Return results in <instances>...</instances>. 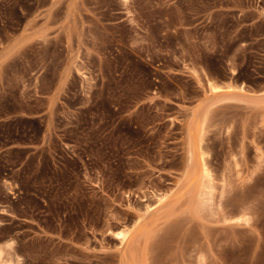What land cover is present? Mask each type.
Instances as JSON below:
<instances>
[{
	"label": "rangeland",
	"instance_id": "rangeland-1",
	"mask_svg": "<svg viewBox=\"0 0 264 264\" xmlns=\"http://www.w3.org/2000/svg\"><path fill=\"white\" fill-rule=\"evenodd\" d=\"M0 250L264 264V0H0Z\"/></svg>",
	"mask_w": 264,
	"mask_h": 264
},
{
	"label": "bare ground",
	"instance_id": "bare-ground-1",
	"mask_svg": "<svg viewBox=\"0 0 264 264\" xmlns=\"http://www.w3.org/2000/svg\"><path fill=\"white\" fill-rule=\"evenodd\" d=\"M168 26H169V25H168ZM217 87H218V86H215V88H217ZM196 137H197V136H196ZM199 138H200V137H199ZM194 140H195V139H194ZM198 141H200V140H198ZM201 141H202V140H201ZM192 142H193V141H192ZM193 143H194V142H193ZM197 144H199V143H197ZM194 145H195V144H194ZM201 146H202V145L199 144L198 147H197V148H199L200 150L202 149V151H200L199 153H201V152L204 153L205 151H203V147H201ZM191 147H192V146H191ZM193 149H194V148H193ZM199 149H198V150H199ZM203 153H201V154L203 155ZM201 154H200V155H201ZM204 155H205V154H204ZM201 158H202V161H203V162H202L201 160H200V161L202 162L203 169H204V170H207L208 168H206L205 157L202 156ZM201 158H200V159H201ZM125 230H126V229H125ZM127 231H128V230H127ZM119 235L122 237L121 240H122V239L125 240V238H127V237H126V235H127V232H126V231H119ZM127 236H128V235H127ZM1 255H2V251L0 250V256H1Z\"/></svg>",
	"mask_w": 264,
	"mask_h": 264
}]
</instances>
